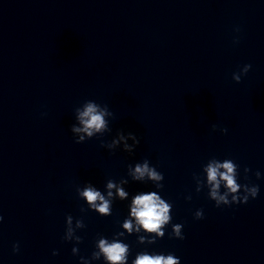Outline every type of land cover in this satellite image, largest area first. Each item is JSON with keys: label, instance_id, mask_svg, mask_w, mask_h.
Here are the masks:
<instances>
[{"label": "clouds", "instance_id": "9594fccd", "mask_svg": "<svg viewBox=\"0 0 264 264\" xmlns=\"http://www.w3.org/2000/svg\"><path fill=\"white\" fill-rule=\"evenodd\" d=\"M251 68V65H245L241 72L246 74ZM233 80L237 83L241 80V74L234 73ZM106 117H113V113L109 110L107 105H101L93 100H86L80 107L75 109V118L77 123L71 126V132L75 134V142L77 144L85 142L94 136H102L105 132L111 131L108 127V120ZM215 130V125L213 126ZM222 133H226L227 129H220ZM118 139L113 140L110 144L102 145L109 149L114 148L121 141H124V148L127 152L131 153L134 148L140 143L138 137L133 132H128L127 135L123 131L118 133ZM127 139L134 141L133 145L127 144ZM238 165L232 160H225L224 162H218L216 160L211 161L205 168L207 173V182L211 186L209 196L215 201L216 206L220 207L223 205H232L237 203H247L249 197L256 198L259 193V186H249L247 184L241 185L237 182L236 169ZM223 169L224 171H220ZM250 169L245 168L247 173ZM147 176L149 179L154 181H161L164 179L163 174L158 172L155 167L149 166V161L144 160L142 164L138 163L135 165L133 172L134 180H143ZM257 178L260 177V173H256ZM221 182H224V186L227 191L224 194L219 193ZM202 181H198L197 191L201 190ZM108 189L117 187L113 182L109 181L107 184ZM158 187L162 188L163 185L159 184ZM118 195L121 198L126 197L127 193L123 189L117 188ZM109 196H112V192L109 191ZM80 196L85 198L91 208L95 209L101 215L110 214V201L106 200L105 197L93 187H86L80 192ZM229 197H231L229 199ZM190 198V197H189ZM99 201V203H97ZM172 204L165 202L156 192H150L146 194L136 195L132 201L131 217H134L137 224L142 227L146 232L157 233L156 236H140L138 238L139 243L147 241L148 244H153L158 238L164 237V232L161 230L163 225H166L172 219L169 210ZM196 219L203 218V211L197 210L195 213ZM71 216L68 217V223L71 224ZM3 217L0 216V221ZM78 227H82L83 222H77ZM140 227H137L135 231H139ZM172 236L177 239H184L182 235L183 225L174 224ZM123 228L128 230L131 234L133 231L132 221L125 220ZM118 236H124L123 232L117 234ZM72 237V229L69 228L67 235L64 236L65 240H70ZM77 243L81 242L80 237H76ZM99 252H93L92 257L99 259L101 253L108 264H128V256L130 253L129 245L123 243L118 239H113L109 242L107 239H100L98 242ZM14 251L19 250V245L13 246ZM77 248L73 247L72 252L76 253ZM53 255H57L54 251ZM82 264H88V260L81 257ZM132 264H180V259L173 254H149L148 252L137 253Z\"/></svg>", "mask_w": 264, "mask_h": 264}]
</instances>
